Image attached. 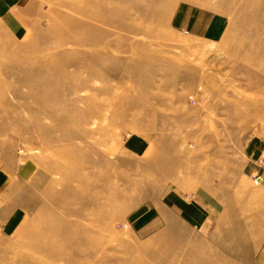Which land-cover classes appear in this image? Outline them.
<instances>
[{
  "label": "rangeland",
  "instance_id": "1",
  "mask_svg": "<svg viewBox=\"0 0 264 264\" xmlns=\"http://www.w3.org/2000/svg\"><path fill=\"white\" fill-rule=\"evenodd\" d=\"M24 1L0 24V264H201L183 220L139 214L195 172L249 258L264 0Z\"/></svg>",
  "mask_w": 264,
  "mask_h": 264
},
{
  "label": "crops",
  "instance_id": "2",
  "mask_svg": "<svg viewBox=\"0 0 264 264\" xmlns=\"http://www.w3.org/2000/svg\"><path fill=\"white\" fill-rule=\"evenodd\" d=\"M24 2L26 1L0 0V24L3 19H6L13 11H16ZM144 148L147 149L148 147ZM256 148L259 151L262 149L264 152V142L262 144L258 142ZM146 152L150 154V151L146 150ZM249 155H252V153ZM148 161L145 166L147 168L154 167ZM194 175L195 180H199L202 173L195 172ZM2 177L4 176H0V182ZM198 180L195 188L187 189L186 194L176 190H168L162 196L158 195L157 198H150L147 205L142 204L143 207H140V210L138 209L140 211L139 214H149L151 219L154 216L161 215L166 220L164 227H158L156 232L153 230L150 235L173 236L174 234H179L180 231L170 225V220L176 216L183 220L184 224H186L185 228L193 235L189 247L191 261H201V264H264V204H259V208L251 211L252 214L257 216V219L254 222L255 219L253 218L248 227L256 232L258 239L253 243L247 244V253H250L249 258L240 257L239 243L234 245V248L231 247V250L233 249L232 253H234L235 249L236 252L233 255L226 256L224 247L221 244L218 246L219 242H221L218 238L220 235L223 236V233L237 230L238 227L235 225L236 223H228L226 221L227 213L225 212L227 211L223 208V202H220V200L225 199V196H222L220 180L216 182L204 179ZM163 181L165 182V180ZM149 187L156 188L157 185L154 183L153 185L150 184ZM214 260H218V262Z\"/></svg>",
  "mask_w": 264,
  "mask_h": 264
},
{
  "label": "built area",
  "instance_id": "3",
  "mask_svg": "<svg viewBox=\"0 0 264 264\" xmlns=\"http://www.w3.org/2000/svg\"><path fill=\"white\" fill-rule=\"evenodd\" d=\"M253 178H255L254 182H261L262 181V178L261 177H258V176H253Z\"/></svg>",
  "mask_w": 264,
  "mask_h": 264
},
{
  "label": "bare ground",
  "instance_id": "4",
  "mask_svg": "<svg viewBox=\"0 0 264 264\" xmlns=\"http://www.w3.org/2000/svg\"><path fill=\"white\" fill-rule=\"evenodd\" d=\"M259 183H261V182H259ZM259 183H258V184H259Z\"/></svg>",
  "mask_w": 264,
  "mask_h": 264
}]
</instances>
